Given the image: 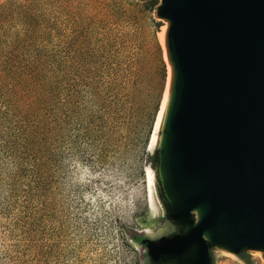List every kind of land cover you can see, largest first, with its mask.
Masks as SVG:
<instances>
[{
  "label": "rangeland",
  "instance_id": "rangeland-1",
  "mask_svg": "<svg viewBox=\"0 0 264 264\" xmlns=\"http://www.w3.org/2000/svg\"><path fill=\"white\" fill-rule=\"evenodd\" d=\"M157 3L0 0V264H148L136 238L175 229L146 173ZM252 253L210 250L264 264Z\"/></svg>",
  "mask_w": 264,
  "mask_h": 264
},
{
  "label": "water",
  "instance_id": "water-1",
  "mask_svg": "<svg viewBox=\"0 0 264 264\" xmlns=\"http://www.w3.org/2000/svg\"><path fill=\"white\" fill-rule=\"evenodd\" d=\"M154 15L169 78L148 167L175 229L137 240L148 264L264 257V0H158Z\"/></svg>",
  "mask_w": 264,
  "mask_h": 264
},
{
  "label": "bare ground",
  "instance_id": "bare-ground-1",
  "mask_svg": "<svg viewBox=\"0 0 264 264\" xmlns=\"http://www.w3.org/2000/svg\"><path fill=\"white\" fill-rule=\"evenodd\" d=\"M162 21V20H161ZM162 22H164V21H162ZM164 30H165V23L162 25V29H161V32H160V41H161V46H162V50H163V34H164ZM163 58H164V61H165V56H164V53H163ZM169 78V66H168V64L166 63V81H167V83L165 82V87H166V91H165V94H164V97H163V95H162V97H163V100H162V103H160V106H159V109H158V112H157V115H156V122H154L155 123V130L153 129V133H152V135H151V139H150V142H149V144H150V147L152 148V146L154 145V142H155V140H156V131H157V128H158V125H159V121H160V118H161V115H162V112H163V109H164V105H165V102H166V96H167V87H168V79ZM165 87H164V89H165ZM164 92V91H163ZM154 127V126H153ZM146 173H147V176H148V179H149V181H150V179H151V176H152V171L149 169V167H147V171H146ZM149 193H150V195H151V199H152V195H153V186H152V190H149ZM222 254L223 255H225V256H232L230 253H228V252H222ZM252 254H257V255H259L258 254V252H253Z\"/></svg>",
  "mask_w": 264,
  "mask_h": 264
},
{
  "label": "trees",
  "instance_id": "trees-1",
  "mask_svg": "<svg viewBox=\"0 0 264 264\" xmlns=\"http://www.w3.org/2000/svg\"><path fill=\"white\" fill-rule=\"evenodd\" d=\"M165 82H166V78H165ZM164 87H165V85H164ZM163 91H164V89H163ZM162 95H163V92H162ZM161 99H162V97H161ZM160 103H161V100L159 101ZM160 103L158 104V107H157V109H156V112H155V118H156V115H157V112H158V109H159V106H160ZM154 122H155V119H154ZM154 122H152L153 124H154ZM145 157H146V159H147V162L149 163V161H150V155L147 153L146 155H145ZM137 239V238H136Z\"/></svg>",
  "mask_w": 264,
  "mask_h": 264
},
{
  "label": "flooded vegetation",
  "instance_id": "flooded-vegetation-1",
  "mask_svg": "<svg viewBox=\"0 0 264 264\" xmlns=\"http://www.w3.org/2000/svg\"><path fill=\"white\" fill-rule=\"evenodd\" d=\"M137 240V239H136ZM138 241V240H137Z\"/></svg>",
  "mask_w": 264,
  "mask_h": 264
}]
</instances>
